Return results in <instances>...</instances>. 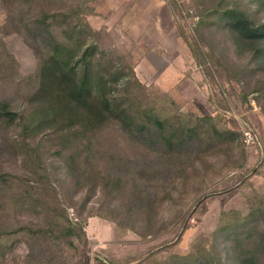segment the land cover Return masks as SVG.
Returning a JSON list of instances; mask_svg holds the SVG:
<instances>
[{"label": "rangeland", "instance_id": "374dc122", "mask_svg": "<svg viewBox=\"0 0 264 264\" xmlns=\"http://www.w3.org/2000/svg\"><path fill=\"white\" fill-rule=\"evenodd\" d=\"M226 10L264 25V0H0V264H264V43ZM44 14L129 129L27 121Z\"/></svg>", "mask_w": 264, "mask_h": 264}, {"label": "trees", "instance_id": "16d2710c", "mask_svg": "<svg viewBox=\"0 0 264 264\" xmlns=\"http://www.w3.org/2000/svg\"><path fill=\"white\" fill-rule=\"evenodd\" d=\"M220 16L239 40L251 45L264 43V25H253L243 12L226 10ZM48 17L50 15L44 14L40 24L49 37L45 44L49 53L39 67L35 94L42 106L27 121L66 122L69 129L80 125L84 132H92L114 119L129 129L132 125L130 115L110 93L118 79L116 81L112 75L94 71L96 47L86 46L73 61V50L54 40L47 30L45 22ZM7 107L5 103L0 104V120H13L14 114ZM237 264L258 262L250 251H243Z\"/></svg>", "mask_w": 264, "mask_h": 264}, {"label": "built area", "instance_id": "2783aa9c", "mask_svg": "<svg viewBox=\"0 0 264 264\" xmlns=\"http://www.w3.org/2000/svg\"><path fill=\"white\" fill-rule=\"evenodd\" d=\"M245 138L247 139L246 142H250L253 140V138L251 137L249 133H245Z\"/></svg>", "mask_w": 264, "mask_h": 264}]
</instances>
